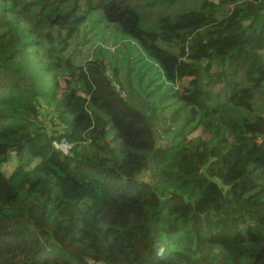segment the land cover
<instances>
[{
    "label": "trees",
    "instance_id": "1",
    "mask_svg": "<svg viewBox=\"0 0 264 264\" xmlns=\"http://www.w3.org/2000/svg\"><path fill=\"white\" fill-rule=\"evenodd\" d=\"M93 11L205 136L151 122L103 58L73 61ZM263 89L264 0H0V264H259Z\"/></svg>",
    "mask_w": 264,
    "mask_h": 264
},
{
    "label": "rangeland",
    "instance_id": "2",
    "mask_svg": "<svg viewBox=\"0 0 264 264\" xmlns=\"http://www.w3.org/2000/svg\"><path fill=\"white\" fill-rule=\"evenodd\" d=\"M100 17V11H93L80 27L70 46L73 61L103 58L105 72L116 89L123 92V96L151 122L159 128L169 126V133L173 135L185 134L188 138L205 136L199 129H190L182 121V106L170 98L171 88L156 70L157 64L143 53L136 42L120 34ZM263 90L256 99L255 112L264 118ZM170 109L178 110L173 117L169 115ZM15 164L12 157L1 169L8 175ZM259 264H264V257Z\"/></svg>",
    "mask_w": 264,
    "mask_h": 264
},
{
    "label": "built area",
    "instance_id": "3",
    "mask_svg": "<svg viewBox=\"0 0 264 264\" xmlns=\"http://www.w3.org/2000/svg\"><path fill=\"white\" fill-rule=\"evenodd\" d=\"M52 144L57 150H59L63 154H68L72 147V144L65 138H62L59 141L55 140L52 142Z\"/></svg>",
    "mask_w": 264,
    "mask_h": 264
}]
</instances>
